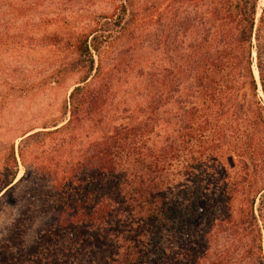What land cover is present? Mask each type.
I'll return each instance as SVG.
<instances>
[{
  "label": "trees",
  "instance_id": "16d2710c",
  "mask_svg": "<svg viewBox=\"0 0 264 264\" xmlns=\"http://www.w3.org/2000/svg\"><path fill=\"white\" fill-rule=\"evenodd\" d=\"M133 1L77 39L67 68L80 80L61 124L42 132L60 149L16 181L0 172V202L18 204L0 264H226L237 250L264 260V0H155L157 62L120 107L102 51L132 34Z\"/></svg>",
  "mask_w": 264,
  "mask_h": 264
},
{
  "label": "rangeland",
  "instance_id": "374dc122",
  "mask_svg": "<svg viewBox=\"0 0 264 264\" xmlns=\"http://www.w3.org/2000/svg\"><path fill=\"white\" fill-rule=\"evenodd\" d=\"M117 3L118 0H0V172L8 167L15 171L16 181L35 169V158L60 149H52L58 134L42 132L61 124L64 101L80 80L81 71L67 68L77 56L75 44L81 34L94 27L98 15L111 14ZM133 3L134 15L139 17L133 23L136 28L102 51V72H108L111 78L110 100L120 107L137 101L144 74L157 62L152 25L155 0ZM254 70L257 76L255 67ZM33 132L39 135L27 138ZM11 148L17 165L9 156ZM261 193L256 198V208L264 201V190ZM17 207L18 204L15 207L0 202V237L17 216ZM40 221L34 222V227ZM34 229L26 233L28 241ZM161 234L162 241H168L171 235L168 227ZM262 237L264 256V232ZM145 242L149 244L148 238ZM220 243L216 250L223 253L224 241ZM152 259L147 264H160L158 255L153 254ZM258 262L255 255L244 257L237 250L228 256L226 264H261L264 260Z\"/></svg>",
  "mask_w": 264,
  "mask_h": 264
},
{
  "label": "bare ground",
  "instance_id": "6f19581e",
  "mask_svg": "<svg viewBox=\"0 0 264 264\" xmlns=\"http://www.w3.org/2000/svg\"><path fill=\"white\" fill-rule=\"evenodd\" d=\"M254 74H256L255 70H254Z\"/></svg>",
  "mask_w": 264,
  "mask_h": 264
}]
</instances>
